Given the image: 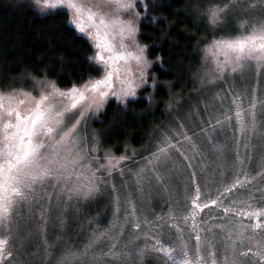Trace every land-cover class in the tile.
<instances>
[{
    "label": "rangeland",
    "instance_id": "1",
    "mask_svg": "<svg viewBox=\"0 0 264 264\" xmlns=\"http://www.w3.org/2000/svg\"><path fill=\"white\" fill-rule=\"evenodd\" d=\"M82 2L86 7L91 6L93 11H96L95 6L101 0H82ZM122 2L128 3L129 0H122ZM145 2L147 3V0ZM214 2L218 0H207L206 10ZM114 7L115 5H108L101 9L107 13L106 19L115 18L116 13L110 11ZM132 12H140L141 16L144 15V9L139 3H136ZM119 15L122 19L129 18V13L123 10ZM261 15H264V8L261 7L247 12L234 9L222 23L223 27L228 26L232 29L214 36L203 46L202 65L195 87L181 98L177 94L167 101L163 119L154 124L150 137L142 147L125 149L122 153H115L103 146L99 139V132L92 123L106 102L110 98H116L112 93H119L121 89H126L130 82L135 88L136 96L140 92L145 97L152 96L157 83L156 75L149 70L150 60L146 50L142 54L144 60L141 63L138 64L134 59L136 55H140L137 44L144 46L139 39V30L134 37L127 34L121 37L118 30L113 36L112 30H108L106 35L105 29L101 28L97 36L94 24H98V17L95 21H91L85 16L83 23L86 32L82 34L92 44V57L99 52L105 57L106 63L95 62V65L100 68L99 73L75 86L82 88L89 82L102 80L108 71L112 73L111 83L110 86L100 85L95 93L86 92L85 99L79 100L76 108L71 109L65 122L71 126V123L77 119L80 120L77 125V135L85 137L89 147L92 145L93 137H96L99 142V151L95 153L96 156L102 157L105 152H109L115 157L127 156L129 159L120 162L119 167L123 169V175L119 169L112 174L110 185L115 184V192L110 185L107 188L102 186L101 191L87 201L73 200L65 205L66 194L65 197L58 196L61 189L59 187L54 189L52 181L44 182L42 192L38 184L37 192L44 198L38 203L34 201L30 208H21L19 215H13L11 244L14 255L3 264H58L63 253L69 248L82 249L92 232L105 229H111L110 235L116 237V241L113 242L117 243L118 250L122 252L126 250L125 245L132 247L130 241H134L137 248H142L146 244L155 245L157 239L166 247L179 250L182 238L191 249L196 243L197 232L202 240L214 235L213 244L217 249L233 243L237 253L251 248L252 253L238 259L242 261V264H254L258 258L254 257L253 253L264 244V229H257L254 232L251 228H245L246 225L254 223L255 218L246 216L244 213L264 208V124L260 123L264 114V105L259 103L264 101V71L257 74L254 68L246 67L242 74L237 73L226 82L217 79L211 84L207 83L205 73L214 67L216 61L224 60L223 52H218L216 49L209 50L212 41L246 32L248 29L242 26L245 18L250 22L254 17ZM88 32L93 34L92 39L86 34ZM96 43H99L101 47L97 48ZM121 43L126 47L120 48ZM109 48L112 51H109ZM118 51L131 52L132 55L126 60L116 59L115 53ZM109 57L112 59L109 60ZM202 79L205 80L203 84ZM27 86L21 84L12 88L0 87L2 92L22 89L26 93H31V96L17 95L11 104L4 101L3 109L0 111H6L11 107L19 111L21 117L33 114L36 111V102L39 100V91L33 88V82H28ZM99 91H105L107 95L102 98V106L97 110L92 103V97L95 96L98 101L101 100ZM239 93H243L238 103L244 110L246 122L250 120L248 110L253 96L257 98L255 111L258 127L255 132L242 134L239 131L235 117L236 105L232 103L233 94ZM135 97H127L125 102L128 98ZM21 100L23 103H20ZM65 103L67 104V101ZM15 111L11 117L6 116L5 119L15 123ZM80 112H84L83 117L80 116ZM225 115L230 116L231 121L225 120ZM217 119L222 121L220 125L216 124ZM209 121L213 125L211 128H208ZM50 126H55V120L50 122ZM202 128H206L207 131H201ZM164 134L171 138L169 142L172 147L167 149L166 155L158 153L160 160L157 161L151 154L157 151L158 146H164L161 143ZM213 144L223 146L222 154L216 153L212 147ZM193 145H196V150H193ZM149 160L152 163H149ZM137 173L141 175L138 176ZM237 179L241 181V184L231 192L225 191ZM197 186L200 189L197 203L201 205V208L196 210L197 229L194 232L190 227L193 220L189 210L195 207L192 204V198L196 197ZM48 197L51 198L50 203ZM129 199L137 209V215L142 222L141 229L133 230L129 223L124 226L122 234L118 235L120 228L114 225L124 224L125 209L130 210L131 207L126 203ZM213 199L218 200V203L212 204ZM205 204L208 206L204 207ZM170 206L174 209L173 219H169L168 216ZM225 207L231 211L225 213L223 211ZM42 209L48 211L42 214ZM185 215L189 216L187 222L182 218ZM157 216L163 219L157 221ZM145 219L152 223L144 224ZM260 220L264 221V217H260ZM157 224H163L164 227L161 229L156 226ZM217 225L223 227L218 228ZM200 229H211V232L200 231ZM4 234L6 233L0 230V235ZM137 235L139 239H136ZM45 242L52 246L47 252ZM229 256H231L230 249ZM201 257L202 264H211L213 257L208 255L206 244L201 250ZM215 258L219 264V252ZM189 259H193L191 252H189ZM165 261L166 257L162 253L149 255L142 261L133 258L134 264H165ZM84 264H91V262L85 261ZM108 264L112 262L108 261Z\"/></svg>",
    "mask_w": 264,
    "mask_h": 264
},
{
    "label": "snow or ice",
    "instance_id": "2",
    "mask_svg": "<svg viewBox=\"0 0 264 264\" xmlns=\"http://www.w3.org/2000/svg\"><path fill=\"white\" fill-rule=\"evenodd\" d=\"M35 8L40 13H47L50 10L57 8H66L69 12L68 23L80 33H85L86 28L83 23L85 16L91 21H95L98 17V24H94L97 29V36L101 28L105 29V34L108 30H112L113 36L118 34L124 37L125 34L134 37L138 31V23L148 16L149 4L145 0H129L128 3L122 0H101L96 4V11H93L91 6H85L82 0H31ZM136 3H139L144 9V16L140 12H132ZM108 5H115L110 11L115 12V18L106 19L107 13L101 9ZM261 7L264 8V0H218L210 4L206 10L209 24L215 28L222 24L234 9H239L242 12H247L251 9ZM129 13L128 19H122L119 15L121 11ZM157 17H152L151 21L155 23ZM248 29L246 32H240L234 37H221L214 39L209 45V50L216 49L218 52H223L224 60L216 61L214 67L205 73L207 83H215L217 79L227 81L228 78L234 77L235 74H242L246 67L254 68L259 74L264 71V15L254 17L250 22L245 18L242 24ZM238 31V29H234ZM90 39L93 38L91 32L86 33ZM97 48L101 45L96 43ZM126 46L121 43L120 48ZM145 46L137 44L140 55H136L134 59L139 64L144 60L143 52ZM109 51H112L109 48ZM131 52H116V59H124L131 56ZM93 62L105 61V57L99 52L94 57L89 58ZM109 60L112 57L108 58ZM130 71V69H129ZM111 71H108L102 80L89 82L77 88L73 86L70 89L62 90L57 86L56 81H50L46 78L37 79L32 77L33 88L39 91V100L36 102V111L26 117H21L19 111H15L9 107L6 111H0V230L4 235H0V264L5 260H10L13 257L12 241V222L13 215H19L21 208H30L33 202H39L44 197L37 192V185L41 186L43 191V184L45 181H52V187L55 189L59 187L61 191L58 196L65 197V205H68L73 200L79 201L94 197L104 188L109 187L110 179L115 170L119 169L123 175V169L120 168V162L129 159L127 156L115 157L109 152H105L102 157L96 156L95 153L99 151V142L96 137H93L91 147H89L87 139L83 136L77 135V125L80 120L77 119L71 126L65 122L67 114L71 109L76 108L79 100L85 99L86 92H97L100 85L110 86ZM204 79L201 80L203 84ZM231 91V89H229ZM31 96V93H26L22 89H11L8 92L0 91V109H3V102L7 101L11 104L12 100L17 96ZM107 95L105 91H99L101 100H97L95 96L92 97V103L95 104L97 110L102 106V98ZM121 104L125 103V98L135 97L136 91L132 83L126 89H121L119 93H112ZM243 93L233 94L232 103L236 105L235 117L239 125V131L243 134L245 132H255L258 127L257 122V98L253 96L252 103L249 107L250 120L245 121L244 110L239 106L238 100ZM59 97L60 99H55ZM67 101V104L65 103ZM20 103H23L21 100ZM264 105V101H259ZM171 108V105H169ZM15 111V123L5 117H11ZM80 116H84V112H80ZM225 120L231 121V117L225 115ZM55 120V126H50V122ZM221 120L217 119L216 124L220 125ZM260 123L264 124V114ZM183 127V125H181ZM213 127L211 122H208V128ZM201 131H207L202 128ZM170 137L164 134L161 143L163 147H157V151L151 156L157 161L160 160L161 155L167 154V149L172 147ZM185 139H190L185 137ZM211 139V138H209ZM212 147L217 154H222L223 146L213 144ZM193 150H196V145H193ZM187 159V157H185ZM103 161V162H102ZM152 163L151 160L148 161ZM138 176L141 173H137ZM193 175H195L193 173ZM241 181L237 179L231 187L225 191L231 192ZM115 192V184L110 185ZM200 196L199 186L196 187V197L192 198L194 208L190 209V215L193 220L190 227L195 232L197 225L195 224L196 210L201 208L197 203ZM49 203L51 198L48 197ZM130 205V210L125 209L124 224L114 225L120 228L121 235L124 226L131 223L133 230L141 229V220L137 215V209L132 201H126ZM212 204H217L218 200H211ZM222 203V201L220 202ZM208 205L205 204L204 207ZM48 211L42 209V214ZM172 211L174 209L170 206L168 213L169 219H173ZM225 213L231 209L225 207ZM240 215V213H237ZM244 215L255 218V222L246 225L245 228H251L254 232L257 229H264V221L260 217H264V208H258L255 211ZM131 218V219H129ZM185 222L188 221L189 216L182 217ZM162 217L157 216L156 220H162ZM144 224L152 223L145 219ZM161 229L163 224H157ZM222 228V225H217ZM200 231L211 232V229H200ZM111 229L104 231H94L91 233L87 243L82 249L73 250L69 248L63 253L58 261V264H84L85 261H90L91 264H134L133 258L143 260L145 257L152 254H163L166 257L165 264H202L201 250L206 244L208 247V255L213 257L211 264H218L215 258L217 252L220 253L219 264H242L238 257H247L252 253L251 248L236 252L235 243L227 245L222 249H217L213 244L214 235L211 238L202 240L199 232L195 235L196 243L191 249L188 244L181 238V245L179 250L171 247H166L159 239L156 240L155 245H145L142 248H137L134 241H130L132 247L125 245V251L118 250L116 237L110 235ZM139 239V236H136ZM46 243V252L52 247ZM167 243V242H165ZM259 244V241H257ZM103 245V246H102ZM229 249L231 256H229ZM189 252H191L193 259H189ZM181 256L183 258H181ZM258 260L254 264H264V244L260 245L259 250L253 253Z\"/></svg>",
    "mask_w": 264,
    "mask_h": 264
},
{
    "label": "trees",
    "instance_id": "3",
    "mask_svg": "<svg viewBox=\"0 0 264 264\" xmlns=\"http://www.w3.org/2000/svg\"><path fill=\"white\" fill-rule=\"evenodd\" d=\"M147 3L148 16L138 30L147 45L149 70L156 75L155 91L150 97L140 92L125 104L110 98L92 123L101 144L115 153L146 143L154 124L163 119L167 101L195 87L203 46L232 29L209 24L207 0ZM152 17H157L155 23ZM68 20L66 8L40 13L31 0H0V87L27 86L32 77L46 76L67 89L96 76L100 68L89 59L92 44Z\"/></svg>",
    "mask_w": 264,
    "mask_h": 264
}]
</instances>
